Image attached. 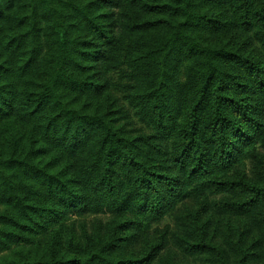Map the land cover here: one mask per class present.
<instances>
[{
    "label": "trees",
    "instance_id": "1",
    "mask_svg": "<svg viewBox=\"0 0 264 264\" xmlns=\"http://www.w3.org/2000/svg\"><path fill=\"white\" fill-rule=\"evenodd\" d=\"M121 49L131 113L106 95ZM11 117L39 136L0 160V264H162L144 220L209 194H234L222 211L243 218L264 207L242 172L264 152V0H0V121ZM61 154L76 163L53 172ZM87 214L123 220L65 254L58 227ZM241 244L240 264L263 260L262 244ZM187 251L235 263L203 241Z\"/></svg>",
    "mask_w": 264,
    "mask_h": 264
},
{
    "label": "rangeland",
    "instance_id": "2",
    "mask_svg": "<svg viewBox=\"0 0 264 264\" xmlns=\"http://www.w3.org/2000/svg\"><path fill=\"white\" fill-rule=\"evenodd\" d=\"M127 55L128 52L122 49L116 53V68L108 76L111 92L106 95L109 100L110 98L121 100L125 109L131 113L128 109L131 106L126 100L128 93L123 88L127 83L124 78L126 67L123 65L124 59L119 58ZM132 121L137 126L139 125L135 117ZM38 136V131L33 129V125L17 117L0 121V160L13 155L26 154L31 143L38 139ZM38 147L35 143L34 148ZM52 155L48 151L39 159H43L45 163L52 159ZM74 162L76 163L74 159L61 154L60 159H53V172H59ZM242 172L247 173L252 184L264 187V152L255 160L248 161ZM234 179L238 180L239 176ZM233 200L238 201V198L230 193L209 194L205 198L194 197L177 213L160 222L144 220L143 231L147 233L144 235L143 245L165 243L167 252L162 264H219L216 255L207 253L208 255L192 256L187 251L190 244L203 241L217 247L221 252L224 251L230 261L235 262L234 264H240V259L244 257V252L241 254V251L247 249L244 244H241L245 240L262 244L264 249V207L257 211L253 218H243L226 211L223 212L222 207ZM122 220V218L111 215L71 216L66 224L57 229L58 244L64 248L65 254L73 256L76 252L85 251L100 241L107 242L115 227ZM43 249H47V246H43ZM253 264H264V257L262 261L259 260Z\"/></svg>",
    "mask_w": 264,
    "mask_h": 264
}]
</instances>
